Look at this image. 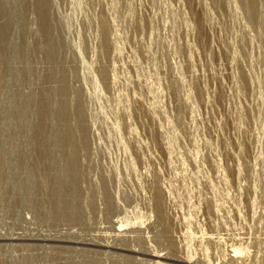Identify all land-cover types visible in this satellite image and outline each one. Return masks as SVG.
Segmentation results:
<instances>
[{
  "label": "rangeland",
  "instance_id": "1",
  "mask_svg": "<svg viewBox=\"0 0 264 264\" xmlns=\"http://www.w3.org/2000/svg\"><path fill=\"white\" fill-rule=\"evenodd\" d=\"M0 264H264V0H0Z\"/></svg>",
  "mask_w": 264,
  "mask_h": 264
},
{
  "label": "bare ground",
  "instance_id": "2",
  "mask_svg": "<svg viewBox=\"0 0 264 264\" xmlns=\"http://www.w3.org/2000/svg\"><path fill=\"white\" fill-rule=\"evenodd\" d=\"M156 211L164 224H169L168 215L164 209V197L162 191L159 190L156 196ZM142 225V224H141Z\"/></svg>",
  "mask_w": 264,
  "mask_h": 264
}]
</instances>
